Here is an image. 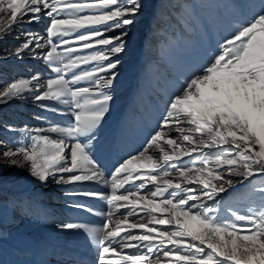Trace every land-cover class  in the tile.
Wrapping results in <instances>:
<instances>
[{"label": "snow or ice", "instance_id": "obj_1", "mask_svg": "<svg viewBox=\"0 0 264 264\" xmlns=\"http://www.w3.org/2000/svg\"><path fill=\"white\" fill-rule=\"evenodd\" d=\"M142 8V0H0V41L14 35V56L49 69L0 84V102L31 95L71 117L37 116L41 124L20 130L26 142L0 140V171L26 167L44 184L102 185L74 193L105 202L99 226L57 225L89 235L95 264H264V0L179 82L141 148L106 173L92 145ZM41 21L43 33L24 28ZM245 182L259 203L226 205L223 195Z\"/></svg>", "mask_w": 264, "mask_h": 264}, {"label": "rangeland", "instance_id": "obj_2", "mask_svg": "<svg viewBox=\"0 0 264 264\" xmlns=\"http://www.w3.org/2000/svg\"><path fill=\"white\" fill-rule=\"evenodd\" d=\"M142 4L143 8L136 17L137 22L129 30L126 50L118 57L120 60L116 69L118 77L110 89L113 100L110 102L109 111L106 114L108 116H105L101 126L97 129L96 139L92 145L94 155L99 159L98 162L106 173L110 172L116 162L127 154L141 148L150 134L157 128L168 100L177 91L179 82L189 76L194 68L204 65L210 59L209 54L217 51L218 41L228 35L236 23L257 12L262 6V0H142ZM43 22L47 23V21H41L37 25L39 29H44L46 26V23ZM7 66L11 67L7 71L11 74L9 79L0 74V84L11 80L17 74H24L20 73V70L24 68H29L31 72L36 71L44 74L49 72L46 66L35 70V67L27 60L9 62ZM138 72L145 73L136 78L135 74ZM133 76H135L136 84L134 88ZM147 99L149 101L144 106ZM135 100L138 105H132ZM22 104L25 105L26 103L20 102L13 106L3 107L2 102H0V125L9 126L7 119L22 118L24 120L28 118L26 124L33 127L41 124V121L35 119L37 116L61 121L65 124L71 121L70 116L54 115L37 106V104L32 107ZM137 106H144V108L139 109ZM102 127L103 129H101ZM20 136L23 137L26 134L23 133ZM112 139H114L113 142ZM3 183V181L0 182V264H32L36 261L37 256L40 258V264L59 260L60 263L68 264H95L96 256H93L92 252V254L89 253L88 249L81 253L78 250H72V252H68L70 255L66 253L67 250H64L63 256L59 254L61 250L57 249L58 252L45 256V251L39 247L42 244L39 243V238L15 229L13 226L15 224L12 222L5 224V217L11 202L9 203L6 197L2 195L3 192L5 193L4 187H8L6 183ZM80 187L78 185L67 193ZM88 189L106 191L103 186L93 185ZM237 191L241 194H236ZM20 199L21 197L17 198V201L20 202ZM30 200L28 203L37 204L40 208L44 206V203L47 206L48 202L49 204L57 202L53 197L45 200L32 197ZM223 200L226 205H231L241 211L247 210L253 201L259 203L258 196L252 192L250 182L233 187L226 195H223ZM76 203L78 204V202ZM83 204L90 205L88 202H83ZM98 204L100 205L98 206ZM63 205L66 206V204ZM93 205L97 206L94 208L95 214L89 212L88 215L80 210L74 211L65 214L66 217H63L59 224L73 221L99 226L103 218L98 214L107 211V206L102 200L97 205ZM28 208L25 207L23 210L27 213ZM83 214L85 215L83 216ZM22 215L24 214H19V216ZM29 215L31 212H28V217ZM77 215L80 220L77 219ZM34 220L45 228L57 227L54 224H58L57 221L54 223L47 221V223L43 215ZM34 220L31 222L34 223ZM80 231L75 229L72 237L81 236L86 239V236H89L87 233L81 235ZM61 234L60 230H54L52 235L61 236ZM83 253L91 254L90 262L83 260L85 257Z\"/></svg>", "mask_w": 264, "mask_h": 264}, {"label": "bare ground", "instance_id": "obj_3", "mask_svg": "<svg viewBox=\"0 0 264 264\" xmlns=\"http://www.w3.org/2000/svg\"><path fill=\"white\" fill-rule=\"evenodd\" d=\"M43 23H46V22H43ZM37 25L38 24H31V25L26 24V25H24V28L25 29H32L34 31H39V32L43 33V29H39L37 27ZM145 27H146V25H145ZM17 43H18V41L15 39L14 35H8L6 39L0 41V57H2V58H0V74L7 77L6 79H9V76L11 74L9 72L7 73L9 68H11V67L7 66L9 64V62L15 63L17 61H26L27 60V61H30L31 65L33 67H35V70H38V69L46 66L44 61L41 59H33L32 57H30L28 55H25L23 58H17L16 56H14L12 54V52H13L15 46L17 45ZM3 49L8 50L6 55L3 53V51H2ZM18 70H20V69H18ZM34 72H36V71H34ZM34 72H31V70L29 68H27V69L24 68V69L20 70V73H24L25 75L34 74ZM144 73L145 72H143V73L138 72L135 74V76H136V78L141 77V75H143ZM135 76L132 77L133 78V82H132L133 88L136 85L135 80H134ZM3 80H5V79H3ZM148 101H149L148 99L145 100L144 106L147 104L146 102H148ZM20 102L26 103L25 105L26 106L29 105V107L36 106V103L33 102L31 95H25L21 98L10 100L7 103L2 102V106L3 107L13 106L16 103H20ZM25 105H23V106H25ZM132 105H138L137 101L135 100L132 103ZM144 106H137V107L139 109L140 108L143 109ZM107 116L108 115H106V117ZM27 117H28V115H27ZM27 119L28 118H26L24 120L22 118L14 119V120L7 119L9 122L8 125L11 126V130H9V126H7V125H0V140L4 141V143L8 144V145L12 144L14 141H16V142L21 141V139H22V141H27V136H23V137L20 136V134H23L20 130L25 125L29 126V124H26ZM103 126H105V125H103ZM101 129H103V127ZM108 130H110V129H108ZM17 135H19V136L17 137ZM111 141L113 142L114 139H112ZM109 144L112 145V143H109ZM96 160L98 161L99 159L96 158ZM1 181L6 183L8 186V187H4L5 193L3 192L2 195H4L6 197V199L9 201V203L11 202V206H10V209L7 211L8 214L5 217L4 223L10 224V222H12L13 224H15V225H13L15 227V229L21 230V231H23L29 235L32 234V235L36 236L37 238H39L38 239V240H40L39 243L40 244L42 243L41 246H39V247L41 250L45 251L44 252L45 256L51 255L54 252H58L57 249L61 250V253H59L60 256L61 255L63 256V254H64L63 252H65L64 250H67L66 253L72 252V250H74V251L78 250L81 253L85 249H88L89 253L92 252L93 256H96V248L93 246L92 241H91L89 236H86V239H83V237H81V236H75L73 238L72 236L75 232V229L61 230L59 227L45 228L42 225H39L38 222H35L34 219H39V217H41V215H43L46 222L52 221L54 223V221H57L56 223H58V224H54V225H59L60 220L63 217H66V216H64L65 214H69L71 212L79 211V210L82 211L83 213H87V214L89 213L88 211L74 207V205L77 204L76 202H78V203H83V202L87 203L88 202V204L92 205V206L89 205L88 207L91 208L93 210L92 213L95 214L96 212H95L94 208L97 206H94L93 204L97 205V203L100 200L94 199V198H89V197H84L81 195H75L74 193L82 191L84 189L91 188L93 185L99 186V187H102V185L92 184V183H87V182L84 184L57 185V184L52 183L51 181H49L47 184H44V183L39 182L37 179L31 177L29 175L26 167L25 168H17V167L4 168L2 171H0V182ZM78 185L81 186L79 189H74L71 192L67 193L72 188L77 187ZM4 189H3V191H4ZM238 190L241 192L240 189H238ZM239 191H237L236 194H241ZM19 197H21L20 202L17 201V198H19ZM32 197H38V198H41L43 200H45L46 198H49V197H53L56 199L58 204H56L57 202L55 204H49V202H48V205L45 206L46 204L43 202L45 207L43 206L42 208H40V206H38L37 204L31 205L30 203H28L31 201L30 199ZM10 199H12L13 201ZM100 203H102V202H100ZM63 204H66V206ZM99 205L100 204H98V206ZM25 207H29L27 210L28 212H31V215H29V217H28V212L26 213L23 210V208H25ZM22 213L24 215L19 216V214H22ZM84 215L85 214H83V216ZM100 217H102V216L100 215ZM27 219H29V220H27ZM77 219H78V215H77ZM33 220H34V223L31 222ZM78 220H80V219H78ZM47 223H45V224H47ZM54 230H60L62 233L61 236L52 235ZM80 232H81V235L83 233H85L83 230H81ZM61 244H62V246H60ZM91 248H92V250H90ZM93 248H95V249H93ZM91 254L89 255V254L83 253V255L85 256L83 260L90 262V260L92 259ZM59 261L47 262L46 264H68L65 262L60 263ZM32 264H40V258L37 256L36 261Z\"/></svg>", "mask_w": 264, "mask_h": 264}]
</instances>
